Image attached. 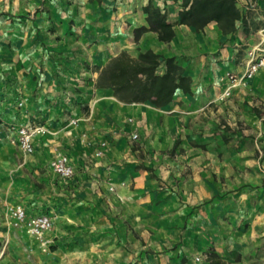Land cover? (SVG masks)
<instances>
[{"label":"crops","instance_id":"obj_1","mask_svg":"<svg viewBox=\"0 0 264 264\" xmlns=\"http://www.w3.org/2000/svg\"><path fill=\"white\" fill-rule=\"evenodd\" d=\"M148 2L164 9L169 21L177 20L181 0H119L115 12L34 9L20 29L0 10L4 13L0 15V54L7 58L0 59V90L4 91L3 86L6 92L0 98V116L4 124L14 127L30 123L47 129L35 136L33 152L26 155L10 143L14 132L9 126L0 127L8 139L0 149L14 153L28 171L38 173L44 168L51 179L42 191V202L20 205L27 215L55 218L57 228L46 233L55 244L54 252L66 242L61 225L75 224L80 207L90 210L80 216L83 220L96 218L91 202L102 199L108 215L101 222L132 227L130 232L122 231L121 240L132 241V248H136L133 255L140 254L133 234L140 233V225L149 224L154 210H164L163 224L180 227L175 237L169 232L173 247H164L154 264H254L257 251L239 245L241 240L253 238L252 229L243 239L234 233H212L205 239L199 233V223L207 222L204 212L211 205L219 206L221 200L228 203L234 195L223 200L217 183L202 170L204 158L213 167L214 154L201 150L206 154L199 155V117L213 115L214 108L219 111L226 103L234 110L239 102L252 97L264 104V67L246 86L231 90L226 102L222 97L224 72L242 68L243 60L234 53L242 50L245 56L247 48L264 41V1L255 11H247L244 0H237L243 18L228 35L214 23L200 32L175 25V36L169 43L159 41L153 32L143 33L135 43L134 29L147 26L142 7ZM148 49L174 57L185 68L191 77L190 93L179 90L172 102L156 108L149 103H121L107 89L95 88L97 69L111 57L122 50L136 55ZM57 100L65 104L51 107ZM76 100L82 109L74 106ZM20 101L18 108L15 103ZM71 120L75 125L69 123ZM102 141L107 144L100 148ZM98 149L103 150L97 157ZM58 152L67 155L73 166L74 175L69 180L49 169ZM157 159L163 162L161 171L154 169ZM70 181L73 186L66 187L64 183ZM77 192H83L84 202L75 201ZM116 252L123 258L121 249Z\"/></svg>","mask_w":264,"mask_h":264},{"label":"rangeland","instance_id":"obj_2","mask_svg":"<svg viewBox=\"0 0 264 264\" xmlns=\"http://www.w3.org/2000/svg\"><path fill=\"white\" fill-rule=\"evenodd\" d=\"M118 1L1 0L0 10L3 9L12 21V25L20 29L25 18L34 9L70 13L71 11L94 13L97 10L107 9L115 12L118 10ZM122 3L126 4V2ZM4 13L1 12L0 15ZM17 38L19 40V37ZM34 40L30 38L29 42L34 43ZM243 55L242 50L238 54L234 53L239 61L244 59ZM0 59L7 58L0 54ZM233 72H236L235 68L224 72L223 78L226 85L224 89L229 86L226 74ZM1 87L4 91L0 90V98L6 95L5 87ZM236 88L239 87L232 90ZM79 91V88H76V92ZM222 97L226 102L227 98ZM256 99L252 97L242 100L239 102L240 106H236L234 110L226 103L219 111L214 108L213 115L199 117V155L201 153L205 155L203 151H208L207 153L212 151L214 154L213 167L204 158L203 163L201 162L202 170L217 183L216 187L223 200L227 201L226 195L234 194L233 200H229L228 203H223L221 200L217 207H214L217 204L208 206L210 209L204 212L207 222L204 225V220L199 223V233L205 239L212 233L215 236L234 233L236 237L243 239L252 229L253 238L249 242L243 239L242 244L239 245L244 249L256 250L254 264H264V104L256 102ZM64 104L65 102L57 100L51 107H62ZM15 106L20 108L22 102H16ZM74 106L81 109L83 107L78 100L74 102ZM4 125L13 126L6 123ZM4 132L5 130L0 131V147H4L8 141ZM106 144V141H102L100 148L105 147ZM0 150H2L0 151V264H154L163 254L164 247H173L174 239L173 243L170 242L169 232L172 233L171 237H175L180 233L177 231L180 227H169L163 224L161 217L164 215V210H154L148 221L149 224L140 225V233L133 234L140 249V254L133 255L132 249L136 248H132V241L121 240L122 231L130 232L132 227L126 223L122 227L116 226L113 224L115 221H112L113 225L108 226L101 222V219L108 215L102 199L91 202L92 212L96 213V218H92L89 222L87 219L83 220L80 216L90 210L80 207L81 212L75 215V224L66 227L64 224L61 225L62 232L66 235L63 248L54 252L52 247L55 244L46 236L47 232L57 228L55 218L51 229L44 234V240L47 243L41 245L23 228L13 225L8 210L20 203L32 205L37 201L42 202V191L51 179L44 168L38 169V173H33V170L28 171L20 164L21 160L14 153L4 148ZM102 150L98 149L95 155L100 156ZM98 152L100 155H97ZM53 159L49 167L52 171ZM218 168L223 172H220ZM154 169L157 171L164 169L162 160L157 159ZM206 171H214V173L208 174ZM64 184L66 187L73 186L72 181ZM51 194L52 192L48 191V195ZM74 199L84 202L83 192H77ZM152 217H154L153 220ZM252 221H255L256 225L250 226L249 223ZM107 236H110L111 240H105ZM110 248H116V251L121 249L124 253L123 258L116 251L109 252Z\"/></svg>","mask_w":264,"mask_h":264},{"label":"trees","instance_id":"obj_3","mask_svg":"<svg viewBox=\"0 0 264 264\" xmlns=\"http://www.w3.org/2000/svg\"><path fill=\"white\" fill-rule=\"evenodd\" d=\"M175 22L168 20L164 9L148 2L142 7L147 26L134 29L137 43L145 32H153L159 41L169 43L175 36V25L202 31L214 23L223 35L233 33L243 13L237 0H181ZM94 86L107 89L112 97L125 104L149 103L161 108L173 101L177 91L191 92V77L174 57H164L148 49L132 55L126 50L111 57L97 69Z\"/></svg>","mask_w":264,"mask_h":264},{"label":"built area","instance_id":"obj_4","mask_svg":"<svg viewBox=\"0 0 264 264\" xmlns=\"http://www.w3.org/2000/svg\"><path fill=\"white\" fill-rule=\"evenodd\" d=\"M264 0H244L245 10L255 11L260 2ZM264 42V41H263ZM260 42L245 51L241 70L233 73H227L226 79L229 86L225 89L223 96L228 97L232 88L246 86L248 82L256 75V73L264 67V43ZM71 125H75L76 121L71 120ZM4 124L0 116V127ZM13 136L9 137L11 144L18 146L22 153L28 155L33 152V140L35 136L47 131L43 125L22 124L19 126H10ZM132 139H137V135H132ZM100 155V152L97 153ZM52 169L54 173L64 180H69L74 175L73 166L70 164L69 158L64 153L58 152L52 161ZM8 215L15 227L23 228L28 235L45 245V232L51 229L53 220L47 214L27 215L25 209L16 204L10 207Z\"/></svg>","mask_w":264,"mask_h":264}]
</instances>
